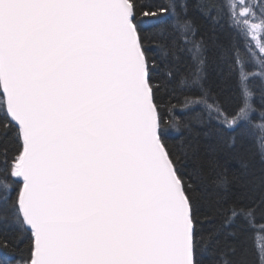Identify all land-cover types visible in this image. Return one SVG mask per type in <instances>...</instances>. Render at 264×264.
Masks as SVG:
<instances>
[{"label":"snow or ice","instance_id":"obj_1","mask_svg":"<svg viewBox=\"0 0 264 264\" xmlns=\"http://www.w3.org/2000/svg\"><path fill=\"white\" fill-rule=\"evenodd\" d=\"M0 264H264V0H0Z\"/></svg>","mask_w":264,"mask_h":264},{"label":"trees","instance_id":"obj_2","mask_svg":"<svg viewBox=\"0 0 264 264\" xmlns=\"http://www.w3.org/2000/svg\"><path fill=\"white\" fill-rule=\"evenodd\" d=\"M245 149L249 156H255V143L252 140L245 141ZM236 162L232 161L230 168H235ZM253 261H255V256L252 257Z\"/></svg>","mask_w":264,"mask_h":264},{"label":"bare ground","instance_id":"obj_3","mask_svg":"<svg viewBox=\"0 0 264 264\" xmlns=\"http://www.w3.org/2000/svg\"><path fill=\"white\" fill-rule=\"evenodd\" d=\"M259 103V101L257 100V104Z\"/></svg>","mask_w":264,"mask_h":264}]
</instances>
